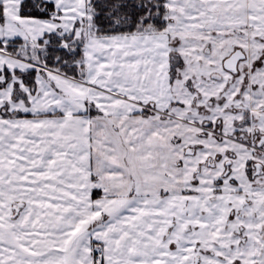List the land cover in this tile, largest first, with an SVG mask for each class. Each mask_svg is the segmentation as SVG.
Instances as JSON below:
<instances>
[{"label":"snow or ice","instance_id":"1","mask_svg":"<svg viewBox=\"0 0 264 264\" xmlns=\"http://www.w3.org/2000/svg\"><path fill=\"white\" fill-rule=\"evenodd\" d=\"M0 264H264V0H0Z\"/></svg>","mask_w":264,"mask_h":264}]
</instances>
